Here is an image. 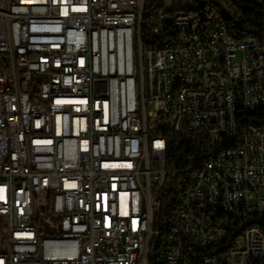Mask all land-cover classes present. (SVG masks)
<instances>
[{
    "label": "built area",
    "instance_id": "built-area-1",
    "mask_svg": "<svg viewBox=\"0 0 264 264\" xmlns=\"http://www.w3.org/2000/svg\"><path fill=\"white\" fill-rule=\"evenodd\" d=\"M196 2L160 10L145 42V0H0V264H149L152 238L162 264H264V43L202 25ZM174 137L192 147L178 170Z\"/></svg>",
    "mask_w": 264,
    "mask_h": 264
},
{
    "label": "trees",
    "instance_id": "trees-1",
    "mask_svg": "<svg viewBox=\"0 0 264 264\" xmlns=\"http://www.w3.org/2000/svg\"><path fill=\"white\" fill-rule=\"evenodd\" d=\"M172 10L193 11L194 7L183 5L187 0H170ZM167 0H145L143 14V34L146 42V34L156 19L158 12L164 9ZM202 25L211 27L218 21L228 24L230 34L236 40H244L249 36H256L264 43V5L254 0H205L202 7L197 11ZM246 119H257L261 116H253L244 112ZM192 147L190 141L180 137H174L168 150V166L172 169L184 168L189 162ZM180 174H171L157 195L161 205L155 211V227L162 225L172 226V218L176 209V201L184 187ZM264 226V225H263ZM161 240V238H160ZM161 245L151 249L150 264H162Z\"/></svg>",
    "mask_w": 264,
    "mask_h": 264
},
{
    "label": "bare ground",
    "instance_id": "bare-ground-1",
    "mask_svg": "<svg viewBox=\"0 0 264 264\" xmlns=\"http://www.w3.org/2000/svg\"><path fill=\"white\" fill-rule=\"evenodd\" d=\"M222 22L225 21L222 20ZM225 26L228 27V24L226 22ZM184 84L185 77H176V83H173L169 87L170 100L179 101V94H181L182 90H184ZM168 150L169 149H165L164 159H168ZM197 151H205V142H197ZM203 162H206V152L197 153V155L193 157L192 174H201ZM202 218H209V211H202ZM155 239L156 238H152V247L154 246ZM158 244L161 245V240H159ZM160 260L162 261V258H160ZM244 263L253 264V256H244Z\"/></svg>",
    "mask_w": 264,
    "mask_h": 264
},
{
    "label": "rangeland",
    "instance_id": "rangeland-1",
    "mask_svg": "<svg viewBox=\"0 0 264 264\" xmlns=\"http://www.w3.org/2000/svg\"><path fill=\"white\" fill-rule=\"evenodd\" d=\"M189 5L191 7H196L197 6V2L196 0H187L183 2V5ZM168 8L172 7V2L170 0H167V5ZM242 58V53L239 52L237 55V61H240ZM177 174V173H175ZM48 204V200H47V195L43 194L40 196L39 198V207L42 208L43 205H47ZM161 205V202L156 200L155 202V208H157L158 206ZM60 220L59 218L56 217H46L45 215H42V222H41V229L44 232H47L49 234H58L61 232V227H60ZM160 238H156L155 242H154V246L155 247L158 242H159Z\"/></svg>",
    "mask_w": 264,
    "mask_h": 264
}]
</instances>
